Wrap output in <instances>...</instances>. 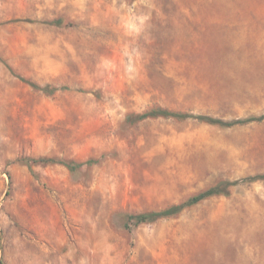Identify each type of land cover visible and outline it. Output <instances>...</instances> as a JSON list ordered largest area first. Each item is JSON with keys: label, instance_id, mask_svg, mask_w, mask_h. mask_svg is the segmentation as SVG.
Wrapping results in <instances>:
<instances>
[{"label": "rangeland", "instance_id": "rangeland-1", "mask_svg": "<svg viewBox=\"0 0 264 264\" xmlns=\"http://www.w3.org/2000/svg\"><path fill=\"white\" fill-rule=\"evenodd\" d=\"M154 107L264 114V0H0V264H264L262 179L125 226L264 173V120Z\"/></svg>", "mask_w": 264, "mask_h": 264}, {"label": "trees", "instance_id": "trees-1", "mask_svg": "<svg viewBox=\"0 0 264 264\" xmlns=\"http://www.w3.org/2000/svg\"><path fill=\"white\" fill-rule=\"evenodd\" d=\"M50 23L56 24V25H62L63 24V18L59 17L56 18ZM21 79L27 83H29L32 87L35 89L41 90L45 93L52 94L56 92L57 90L61 89L60 87L53 86L51 84H46V85H40L39 83L35 81H31L28 79H25L21 77ZM62 88H67V87H62ZM176 117L179 119H185V118H196L200 121L210 123V124H217L221 126H234L238 124H247L250 122H255V121H262L264 120V114L260 115H250L248 117L244 118H235L231 120H225L220 117H214L209 114H203V113H190V112H185V111H176V110H171L168 108L164 107H154L150 110H147L142 113H132L128 114L126 121L128 123H136L138 121H141L143 119L149 118V117ZM22 162L25 164L32 166V164H49V163H62L66 165L70 171L76 172L78 169L82 167L84 164L92 165L97 162V159H89L86 162H78L72 159H58L55 157H39V158H31V157H24L21 159ZM262 179L264 180V173L260 174H255V175H250L246 176L244 178L240 179H234V180H222L218 182L217 184L204 189L196 194H193L186 200L172 204L166 208L160 209V210H149V211H143V212H138V213H126L125 214V226L127 228H130L131 225H139L141 223H146V222H153L156 221L160 218L164 217H170L174 216L181 211H183L185 208L193 206L195 204H198L202 200H205L207 198H210L215 195H227L230 193V187L235 186L239 183L242 182H249V181H255Z\"/></svg>", "mask_w": 264, "mask_h": 264}]
</instances>
